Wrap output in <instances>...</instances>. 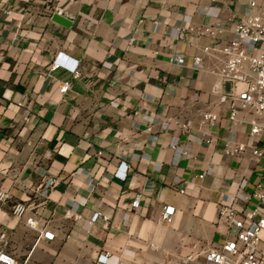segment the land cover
Masks as SVG:
<instances>
[{
    "label": "crops",
    "instance_id": "1",
    "mask_svg": "<svg viewBox=\"0 0 264 264\" xmlns=\"http://www.w3.org/2000/svg\"><path fill=\"white\" fill-rule=\"evenodd\" d=\"M248 2L0 0V185L13 194L0 203V228L9 249L27 264H102L97 254L103 249L113 251L107 264H152L170 252L196 250L191 243L225 239L227 221L217 201L223 192L253 193L264 183V130L258 158L251 148L240 157L225 153L226 141L233 131L250 140L252 122L264 123V115L241 108L233 123L221 98L229 83L196 68L193 56L209 63L203 45L229 39L230 16L237 18ZM57 7L71 24L53 18ZM220 20L219 37L197 31ZM181 25L195 30L176 37ZM60 50L80 60L79 77L63 67L49 70ZM175 53H184L185 62L175 61ZM65 79L72 86L61 96ZM209 110L219 119L204 124ZM166 118L171 124L164 129ZM175 119L191 125L184 129ZM174 136L185 151L180 156L171 146ZM122 160L125 178L115 174ZM43 168L59 177L47 196L41 194ZM137 190L143 196L135 209ZM16 200L48 223L53 240L39 239L37 229L9 213ZM166 203L176 206L172 224L162 220ZM74 206L81 218L70 214ZM96 209L110 221L91 225Z\"/></svg>",
    "mask_w": 264,
    "mask_h": 264
},
{
    "label": "built area",
    "instance_id": "2",
    "mask_svg": "<svg viewBox=\"0 0 264 264\" xmlns=\"http://www.w3.org/2000/svg\"><path fill=\"white\" fill-rule=\"evenodd\" d=\"M209 6H205L204 11ZM58 12H62L61 7H57ZM8 12H12L9 9ZM234 22L233 35L224 41L216 44L203 45L204 52L209 57V63L202 54L193 56V65L196 68L206 69L215 74L223 82L229 83V88L221 93V98L227 101L230 106V120L235 123L239 116V109L253 111L264 115V0H249L245 10L235 18L234 14L229 18ZM225 29L223 20L213 24H206L197 27V31L210 36L219 37L220 32ZM193 31L195 27L181 25L174 28L176 37L184 35L186 31ZM173 59L178 63H184L186 56L184 53H175ZM65 68L72 77H79L82 74L80 60L69 53L60 50L55 54L49 70ZM46 74V71L42 72ZM72 86L71 79L60 82L59 93L61 96L67 93ZM20 106L26 105V95L23 94L18 102ZM219 119V114L214 111H205L202 114V122L211 124ZM174 122L184 129L191 125L190 121L182 122L175 119ZM171 124V119L166 118L161 126L167 129ZM151 129V127H150ZM264 130V123L252 122L250 129V140H242L235 131L227 139L224 152L238 157L251 148L255 158L262 155L263 149L256 144L259 135ZM210 142L211 139L205 138ZM171 146L176 150L178 156L184 149L178 144V137L174 136ZM189 156L193 154L188 153ZM211 169V168H210ZM128 163L122 160L115 172L118 177L125 178L127 175ZM47 169L43 168L41 173L46 176L41 188V194L47 196L56 182L58 176L46 175ZM211 171V170H210ZM208 173V170L207 172ZM201 177L205 173L200 174ZM176 179L175 181H179ZM185 184L187 179L182 180ZM181 192H186V185L179 188ZM252 194L257 199H252ZM143 193L137 190L132 198L131 206L138 208L141 203ZM13 198L10 189L0 185V203L7 202ZM252 203V205H249ZM219 216L227 221L226 237L223 241L213 243L202 249L201 252L190 250L187 252H170L156 260L152 264H264V183H257L253 193L238 191L234 194L221 193L217 201ZM16 219H25L26 223L39 231V239L46 238L53 240L56 233L49 228L48 223H40L33 214L31 206L23 200L13 201L10 212ZM75 217L81 218L78 206L70 210ZM176 206L166 203L163 207L162 220L172 224L175 220ZM100 219L109 222L111 215L101 209H96L91 214L88 222L96 224ZM2 223V220H0ZM113 251L103 249L98 252L97 260L102 264L109 262ZM0 264H27L26 259L19 258L11 249L7 247V231L0 228ZM117 264H136L128 259H120Z\"/></svg>",
    "mask_w": 264,
    "mask_h": 264
},
{
    "label": "water",
    "instance_id": "3",
    "mask_svg": "<svg viewBox=\"0 0 264 264\" xmlns=\"http://www.w3.org/2000/svg\"><path fill=\"white\" fill-rule=\"evenodd\" d=\"M53 18L59 22H62L64 24H71V19L68 18L67 16H65L64 14H61L59 13L58 11H56L54 14H53Z\"/></svg>",
    "mask_w": 264,
    "mask_h": 264
},
{
    "label": "rangeland",
    "instance_id": "4",
    "mask_svg": "<svg viewBox=\"0 0 264 264\" xmlns=\"http://www.w3.org/2000/svg\"><path fill=\"white\" fill-rule=\"evenodd\" d=\"M187 245H189V244H187ZM190 245L191 246H195V248H196L195 251H198V252H201L202 249H204L207 246L206 243H195V244L194 243H191Z\"/></svg>",
    "mask_w": 264,
    "mask_h": 264
}]
</instances>
